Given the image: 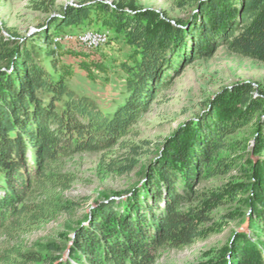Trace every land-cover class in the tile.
Masks as SVG:
<instances>
[{
  "label": "trees",
  "instance_id": "1",
  "mask_svg": "<svg viewBox=\"0 0 264 264\" xmlns=\"http://www.w3.org/2000/svg\"><path fill=\"white\" fill-rule=\"evenodd\" d=\"M105 1L30 0L47 15L31 35L0 20V264H158L164 250L206 240L228 220L239 229L204 264H264V90L243 81L221 89L157 147L134 131L188 66L221 48L264 64V0H177L187 19ZM83 28L126 49L111 106L71 84L77 70L91 82L109 72L93 51L57 40ZM247 128L251 149L238 137ZM83 154L97 156L99 176L138 168L140 178L95 200L72 237L30 246V235L77 206L65 198L76 177L64 165ZM214 180L221 185L207 187Z\"/></svg>",
  "mask_w": 264,
  "mask_h": 264
},
{
  "label": "rangeland",
  "instance_id": "2",
  "mask_svg": "<svg viewBox=\"0 0 264 264\" xmlns=\"http://www.w3.org/2000/svg\"><path fill=\"white\" fill-rule=\"evenodd\" d=\"M30 0H0V20L8 27L15 30L19 35H31L39 24L44 23L47 15L33 11L29 4ZM79 0H55V5H76ZM177 0H138V5L144 9L156 12H165L171 19H187L191 9L180 10L176 6ZM111 4V0L105 1ZM87 30H81L84 33ZM70 36V35H67ZM76 40L65 41L69 46L80 50ZM124 47L118 43H108L93 51V59L105 67L108 73H98L95 82L86 78V74L77 70L71 84L77 90L87 93L95 98L100 104L112 103L121 99L123 76L120 73L118 63L125 57ZM74 62L72 59H66ZM247 82L254 89L264 90V64L229 53L221 48L216 55L206 61H201L188 66L174 85L165 91L163 97L151 105L150 111L146 113L134 127L137 133L136 140H146L155 147L160 145L166 138L170 137L178 126L193 115L204 111L201 103L208 97L213 96L223 88H230L236 82ZM252 129L247 128L239 134L240 139L248 142V149L252 147ZM151 157H148L150 159ZM97 156L83 154L76 156L64 165L65 170L73 173L76 181L71 191L65 194L68 201L77 203L75 209L70 213L60 214L54 221L50 222L44 230L34 233L28 237V244L37 247L44 241H58L62 238L72 237L71 228L82 220L85 213L95 207V200H101L106 193L123 194L129 190L140 178L139 169L129 175L120 177L99 176L96 173ZM146 159L142 158L141 165ZM233 172L232 176H236ZM225 182V179L222 180ZM223 184V183H222ZM207 187L220 186V181H210ZM226 210L217 211V218L225 214ZM236 221H227L224 230L212 235L210 238L200 241L183 250L167 249L161 253L158 264H204L207 256L222 246L226 245L238 230ZM245 227V224H241ZM240 227V228H241ZM65 257L68 252L65 251Z\"/></svg>",
  "mask_w": 264,
  "mask_h": 264
},
{
  "label": "built area",
  "instance_id": "3",
  "mask_svg": "<svg viewBox=\"0 0 264 264\" xmlns=\"http://www.w3.org/2000/svg\"><path fill=\"white\" fill-rule=\"evenodd\" d=\"M110 39L107 31L87 30L77 36H64L63 39L59 38L58 41H72L76 40L77 46L87 51H94L100 47L105 46Z\"/></svg>",
  "mask_w": 264,
  "mask_h": 264
}]
</instances>
